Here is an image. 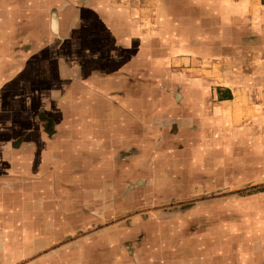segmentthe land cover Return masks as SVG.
I'll return each mask as SVG.
<instances>
[{
  "label": "crops",
  "instance_id": "1",
  "mask_svg": "<svg viewBox=\"0 0 264 264\" xmlns=\"http://www.w3.org/2000/svg\"><path fill=\"white\" fill-rule=\"evenodd\" d=\"M80 2L19 7L75 58L0 62L44 98L0 127V264H264V0Z\"/></svg>",
  "mask_w": 264,
  "mask_h": 264
},
{
  "label": "rangeland",
  "instance_id": "2",
  "mask_svg": "<svg viewBox=\"0 0 264 264\" xmlns=\"http://www.w3.org/2000/svg\"><path fill=\"white\" fill-rule=\"evenodd\" d=\"M63 1V0H62ZM45 9L47 10V8L49 6H52L53 0H45ZM69 2H74L76 6H78L79 8H81V10L83 9V14L84 17L86 18V11H84L85 7H82L83 2H80V0H69ZM8 3H12V6L14 8H17L18 11H13V12H9L6 9V4ZM57 3V2H56ZM38 4V0H0V62L2 61L1 66H6V53L9 52H16L17 50H19V52L21 51H27L29 52V57H30V61L31 62V66H38L36 65V63H39V61H43L46 62V66L50 67V63H52V61L49 59L50 54H54V53H61V55L64 58H75L76 54L74 52H79L81 50H83V48L81 47H85L86 43H84V36H86L87 33V29L84 28L83 30V34H80V32L78 33V35H80L77 40L75 42H66L63 45H58L54 42H50L46 44V47H40V49H30L27 50L28 46H32L35 47L37 44L40 45L41 43H33V42H29V43H19L20 41L23 40V38H25L26 35L32 36L36 33L35 30H38V28L31 26V27H26L25 32H21L20 28L18 27L19 24V19L21 17V15H27V12H24L21 10H19V7L21 5V7L23 6H29L30 10H29V17L30 19H32L34 17L33 12H31L33 9L36 8ZM87 8V7H86ZM24 12V13H23ZM72 12L70 10H63L62 14L66 15V17L69 16V14H71ZM62 29H64V24H62L61 26ZM35 29V30H34ZM42 33H46L47 36L49 37H53V32L46 29H42L41 30ZM25 35V36H22ZM18 36V37H17ZM91 44V43H90ZM95 46V50H99L102 49L101 47H99L100 44H94ZM62 46V47H61ZM37 47V46H36ZM99 48V49H98ZM27 52L25 53V55L28 54ZM77 52V53H78ZM34 57H42L41 60H39V58H37L36 60H34ZM45 60V61H44ZM22 65L21 60L18 61V65ZM43 66V65H42ZM44 67V66H43ZM2 75L0 73V82L1 79L5 77V75L2 77ZM31 79H33L34 83H37L35 81V79L33 77H31ZM15 91V90H14ZM5 87H4V91H0V98H2L3 100L1 102H3L2 107H0L1 110V116L0 117V127H5V122H6V116H8V119H12L13 121V127L16 129H23L26 124H27V118L29 117L30 120H32L31 122H29V126L30 128V132L31 134H36L35 131H39V122L33 121L37 114V108H39V106H41V104L44 102V98L39 99V95L37 94V90L36 89H32V85H29V89L25 88L21 91L18 92H14L17 93V96H15L14 98V107L13 108H5ZM41 103V104H40ZM12 106V104H11ZM28 118V119H29ZM47 125V124H46ZM28 126V127H29ZM47 127V126H46ZM2 129V128H1ZM2 134V133H0ZM5 140V139H4ZM37 143V142H36ZM17 163H21V159H17L16 160ZM264 189V184L261 185H255L254 187H250L249 189H247L244 193H258L260 190Z\"/></svg>",
  "mask_w": 264,
  "mask_h": 264
},
{
  "label": "flooded vegetation",
  "instance_id": "3",
  "mask_svg": "<svg viewBox=\"0 0 264 264\" xmlns=\"http://www.w3.org/2000/svg\"><path fill=\"white\" fill-rule=\"evenodd\" d=\"M47 127H46V130L49 132L50 130H51V128H52V123L50 122H47V125H46ZM260 191H264V189L263 190H260Z\"/></svg>",
  "mask_w": 264,
  "mask_h": 264
},
{
  "label": "water",
  "instance_id": "4",
  "mask_svg": "<svg viewBox=\"0 0 264 264\" xmlns=\"http://www.w3.org/2000/svg\"><path fill=\"white\" fill-rule=\"evenodd\" d=\"M52 30H53V32H56V22H55V19H53Z\"/></svg>",
  "mask_w": 264,
  "mask_h": 264
}]
</instances>
